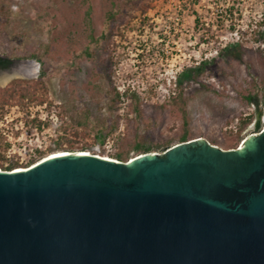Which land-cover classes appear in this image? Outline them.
I'll return each mask as SVG.
<instances>
[{
  "label": "rangeland",
  "instance_id": "1",
  "mask_svg": "<svg viewBox=\"0 0 264 264\" xmlns=\"http://www.w3.org/2000/svg\"><path fill=\"white\" fill-rule=\"evenodd\" d=\"M82 1L0 0V55L14 62L0 76L25 64L38 66L34 76L12 78L0 89L32 84L42 68L47 86L43 104L1 106L5 167L13 161L29 167L38 150L55 142L63 145L59 151L116 159L136 141L148 147L170 140L167 148L150 152L163 153L182 143L186 130L189 141L201 139L224 151L263 131H256L259 109L247 97L257 98L264 111V36L255 40V31H264V0H150L147 12L142 0H132L127 17L112 20L107 29V1L90 0L97 35L106 29L107 38L93 60L54 64L69 38L78 52L88 49ZM34 54L47 63L42 67ZM93 85L100 90L91 91ZM66 103L92 109L90 135L75 136L73 122L61 119ZM248 117L251 123L240 133ZM261 122L264 129V115ZM104 124L106 132L100 129ZM134 157L131 152L129 159Z\"/></svg>",
  "mask_w": 264,
  "mask_h": 264
},
{
  "label": "water",
  "instance_id": "2",
  "mask_svg": "<svg viewBox=\"0 0 264 264\" xmlns=\"http://www.w3.org/2000/svg\"><path fill=\"white\" fill-rule=\"evenodd\" d=\"M246 140L0 170V264H264V129Z\"/></svg>",
  "mask_w": 264,
  "mask_h": 264
},
{
  "label": "trees",
  "instance_id": "3",
  "mask_svg": "<svg viewBox=\"0 0 264 264\" xmlns=\"http://www.w3.org/2000/svg\"><path fill=\"white\" fill-rule=\"evenodd\" d=\"M106 11H105V28L107 29V26L112 22L114 19H121L125 16L127 17L128 13L132 8L134 7V2L132 0H106ZM141 9L143 12H147L150 8H152V4L150 0H142ZM17 2L19 3V0H10V3ZM83 5L87 7L86 15L84 18L85 26L83 28L84 34L86 38L89 40L88 42V49H85L84 51L78 52L75 49V43L76 41L73 38L68 39V45L66 46V52L61 55L57 56V61L54 64H66L68 62H71L73 60L77 61H88L95 59V53L96 50H98V47L100 45V42L102 40H105L107 38V31L106 29L103 30V32L100 35H97L95 24L92 19L93 14V7L90 0H83ZM52 32V31H51ZM264 36V31H255V40L261 41L262 37ZM50 51V45H47L45 52ZM32 59L37 60L42 67L47 63L45 60L41 59L37 54L32 55ZM12 64L11 60H3L0 57V69L1 68H8ZM57 66V65H55ZM70 70V69H69ZM46 71H41V78L37 80L36 82H33L32 84H29L27 86H10L5 90L0 89V113H1V106L4 107L6 105H14L18 104L21 106H27L30 103L38 102L39 104L45 103V94L47 93V86L43 82V79L45 78ZM111 76V73L109 74V77ZM92 84V82H90ZM99 87H95L93 85L92 90L94 93L96 91H99ZM247 100L250 103L256 104L259 109V115H258V122L256 124V131L260 132L263 130L262 127V116L264 115V111L260 109V103L257 98L250 96L247 97ZM113 99V103H114ZM135 111L136 109L133 108ZM2 114V113H1ZM61 119L69 118L73 124H74V134L75 136H88L90 135V130L88 126H90V120L93 117L92 109L85 105V107L82 110H79L76 106L71 104H65L62 107V114H60ZM183 118L185 119V126H188L187 122V115L184 112ZM252 118L248 117L246 120L242 121L239 126V132L242 133L244 130L247 129V127L250 125ZM39 126H41V121H36ZM76 126V127H75ZM79 128H84L85 133L81 134L79 132ZM101 131L106 132L107 128L104 124L100 127ZM72 130V129H71ZM103 136L102 134L99 136ZM182 143L183 142H189V134L186 130L179 139ZM171 141H164L159 142L157 144L150 145L148 147H145L144 143H140L136 141L135 145H131L130 143H127L129 148L126 151H123L121 153H117L116 159L122 162H128L129 156L131 152H135L138 155L150 153L152 151L155 152V150H161L164 148H167L170 145ZM62 143L55 142L53 143L46 151H37V156H34L30 159L29 163L30 165L36 163L40 159L46 157L48 154L56 152L60 150L62 147ZM19 162L13 161L10 163L7 167L3 164V157L0 155V169H3L5 171H12L15 168H18ZM5 168V169H4Z\"/></svg>",
  "mask_w": 264,
  "mask_h": 264
},
{
  "label": "bare ground",
  "instance_id": "4",
  "mask_svg": "<svg viewBox=\"0 0 264 264\" xmlns=\"http://www.w3.org/2000/svg\"><path fill=\"white\" fill-rule=\"evenodd\" d=\"M38 71V66L37 65H31V64H25L23 65L22 67H19L15 70H13L10 74H4L2 76H0V85L2 86H5L6 84H8V82L10 80H12V78H15V77H32L34 76ZM256 135V134H255ZM247 141V140H246ZM245 141V142H246ZM244 142V143H245ZM243 143V144H244ZM243 144L241 145V147L243 146ZM240 147V148H241ZM79 153H84V154H88L90 156L94 155L90 152H85V151H82V152H77L76 154H79ZM68 154H73L72 152H68V151H56V152H53V153H50L49 155H47L46 157L40 159L39 161L41 160H44V159H47V158H51V157H55V156H59V155H68ZM155 154V153H154ZM94 156H97V157H100L102 159H106V160H109V161H116V162H119L118 160L114 159V158H111V157H105V156H100V155H94ZM140 156V155H139ZM135 158V157H134ZM133 159V158H132ZM30 167V166H29ZM27 168V167H26ZM24 168H15L14 170H12L13 172H18L20 170H22ZM11 172V171H10Z\"/></svg>",
  "mask_w": 264,
  "mask_h": 264
},
{
  "label": "flooded vegetation",
  "instance_id": "5",
  "mask_svg": "<svg viewBox=\"0 0 264 264\" xmlns=\"http://www.w3.org/2000/svg\"><path fill=\"white\" fill-rule=\"evenodd\" d=\"M0 57H1L3 60H11V59H9V58H7V57H4V56H1V55H0ZM11 61H12V64H11L8 68H1V69H0V73L3 72V71H7V70L10 69L11 67H13L14 62H13V60H11Z\"/></svg>",
  "mask_w": 264,
  "mask_h": 264
}]
</instances>
